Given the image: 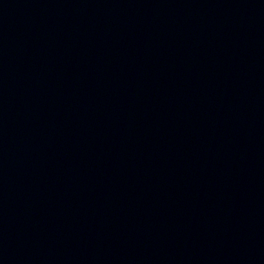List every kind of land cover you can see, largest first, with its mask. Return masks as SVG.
Listing matches in <instances>:
<instances>
[{"label": "water", "instance_id": "water-1", "mask_svg": "<svg viewBox=\"0 0 264 264\" xmlns=\"http://www.w3.org/2000/svg\"><path fill=\"white\" fill-rule=\"evenodd\" d=\"M0 264H264V0H0Z\"/></svg>", "mask_w": 264, "mask_h": 264}]
</instances>
